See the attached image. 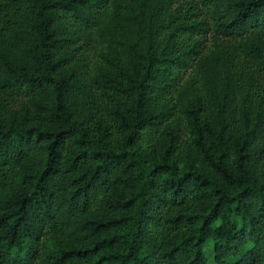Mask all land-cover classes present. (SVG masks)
<instances>
[{
	"label": "trees",
	"instance_id": "1",
	"mask_svg": "<svg viewBox=\"0 0 264 264\" xmlns=\"http://www.w3.org/2000/svg\"><path fill=\"white\" fill-rule=\"evenodd\" d=\"M264 264V0H0V264Z\"/></svg>",
	"mask_w": 264,
	"mask_h": 264
},
{
	"label": "rangeland",
	"instance_id": "2",
	"mask_svg": "<svg viewBox=\"0 0 264 264\" xmlns=\"http://www.w3.org/2000/svg\"><path fill=\"white\" fill-rule=\"evenodd\" d=\"M208 264H214V263L210 260Z\"/></svg>",
	"mask_w": 264,
	"mask_h": 264
}]
</instances>
